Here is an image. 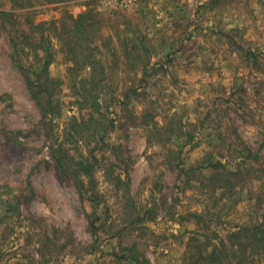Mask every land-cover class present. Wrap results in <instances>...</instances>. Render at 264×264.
Listing matches in <instances>:
<instances>
[{
  "label": "rangeland",
  "instance_id": "1",
  "mask_svg": "<svg viewBox=\"0 0 264 264\" xmlns=\"http://www.w3.org/2000/svg\"><path fill=\"white\" fill-rule=\"evenodd\" d=\"M0 11H13L22 22L31 13L35 23L61 24L66 14L89 11L98 17L95 43L106 70L99 81L110 110L104 120H115L106 143L120 145L124 160L115 175L129 172L136 206L156 211L152 221L128 226L125 188L119 192L106 175L115 158L98 151L101 199L93 219L102 226L93 233V209L61 175L49 148L50 135L64 141L72 118L86 115L76 104L69 61L59 53L50 68L62 82V116L41 124L0 21V186L9 193L2 197L14 200L0 223V264H129L133 247L134 264H189L193 237L203 246L237 226L264 227V0L35 1L25 8L0 0ZM181 120L191 141L174 133ZM242 142L258 154L256 162L245 159ZM90 149L82 144L72 152L80 159ZM208 156L234 170L238 165L236 193L223 198L214 192L210 169L187 183L192 173L183 170L198 168ZM174 162L182 168H172Z\"/></svg>",
  "mask_w": 264,
  "mask_h": 264
},
{
  "label": "trees",
  "instance_id": "2",
  "mask_svg": "<svg viewBox=\"0 0 264 264\" xmlns=\"http://www.w3.org/2000/svg\"><path fill=\"white\" fill-rule=\"evenodd\" d=\"M35 1L63 3L69 0H10L13 8L31 7ZM30 14L25 13L26 19L22 22L20 21L22 17L13 11H0L1 27L9 39L11 61L24 78L31 97L39 109L41 124L52 125L55 119L62 116V105L58 96L62 82L51 77L50 68L56 62L59 53H64L69 61V72L72 76L74 75L72 85L76 90V104L79 110H86V115L80 119L72 118L64 141H59L56 135H50L49 148L61 175L74 184L82 202L89 204V207L93 209V212L88 214L90 229L96 234L102 226L97 225L93 217L100 207L101 199L95 178V167L99 162L96 152L104 149H106L105 152L110 151L111 157L115 158L114 163L111 164L113 168L106 170L108 179L113 181L119 192L125 188V192H122L126 200L131 202L129 206L132 208L130 214L132 220L127 222L128 226L132 227L146 219L152 221L156 213L154 208H141V212L131 196L129 172H126L125 178L123 174L115 175L114 167L124 162L120 152L121 146L106 143L108 129L114 128L115 120H111L109 124H105L106 120H104L110 110L105 106L103 84L99 80L106 70L100 58L102 57L101 49L95 43L99 39L101 21L92 11L77 17L66 14L61 24L55 20L35 23ZM57 42L60 45L58 48ZM146 66L147 64H144V69ZM87 71H89L88 76L80 77L81 73ZM129 92L130 90L126 98ZM131 92L137 94V90H131ZM143 122L147 127L152 125L146 118ZM93 125L95 128L92 129ZM188 128V123L181 120L179 127L173 131L177 136L191 141L194 135H189ZM50 131L53 129L50 128ZM82 144L90 147V152L87 156L82 153L81 158L76 159L72 149L76 148L80 151ZM242 145V152L246 154L245 159L256 162L258 154L243 142ZM232 154V159H239L235 156L238 155L237 150ZM204 162L196 169L183 170L187 175L192 173L191 178L187 180L188 184H191L192 179L198 174L204 175L205 170L210 169L211 175L204 176L211 179L214 192L222 191L223 198L227 193L230 195L236 193L240 174L237 164L234 170L228 163L214 159L212 156H208ZM172 168H182L181 163L174 162ZM2 194H9L7 186H0V223H5L4 219L9 217L8 209L14 200L4 199ZM192 216L198 220L202 217L199 213H193ZM30 220L32 223L38 222L31 216ZM120 232L121 230L118 234ZM190 240L186 253L189 264H264V227L261 224L237 226L236 230L229 231L225 238L215 240L216 242H207L203 244L204 247L199 245V243L202 244L200 239L193 237ZM135 249V247L129 249V264L139 261L135 255ZM143 260L147 263L145 257Z\"/></svg>",
  "mask_w": 264,
  "mask_h": 264
}]
</instances>
